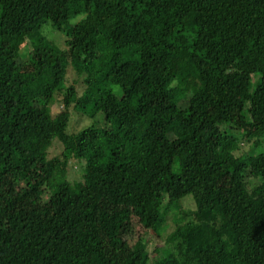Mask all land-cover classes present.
Returning a JSON list of instances; mask_svg holds the SVG:
<instances>
[{
	"label": "trees",
	"instance_id": "trees-1",
	"mask_svg": "<svg viewBox=\"0 0 264 264\" xmlns=\"http://www.w3.org/2000/svg\"><path fill=\"white\" fill-rule=\"evenodd\" d=\"M0 264H264V0H0Z\"/></svg>",
	"mask_w": 264,
	"mask_h": 264
},
{
	"label": "rangeland",
	"instance_id": "rangeland-1",
	"mask_svg": "<svg viewBox=\"0 0 264 264\" xmlns=\"http://www.w3.org/2000/svg\"><path fill=\"white\" fill-rule=\"evenodd\" d=\"M47 29H50L49 27H47ZM46 29V30H47ZM48 32H50V34L53 35L52 30H49ZM64 35L60 34V33H56L52 36V38L54 39V42L58 43L59 45H63L65 42V38L63 37ZM62 108L61 103H58L55 105V107L52 109V113L53 115H57L60 112V109ZM93 122V120H92ZM91 124V120L81 116V115H73L71 123H70V132H78L79 130L89 126ZM63 150V146L61 145V143L56 142L54 147L51 149V156H58L62 153ZM251 152V150L249 151ZM77 165V164H76ZM72 167L69 170V175L71 179H79L81 177V171H80V166L76 167L75 165H71ZM190 200V197H187L185 200ZM182 201V202H186V201ZM191 201V200H190ZM188 202V201H187ZM186 202V203H187ZM185 203V204H186ZM193 203V202H192ZM190 207H193V204H189ZM158 244H162L161 241H157Z\"/></svg>",
	"mask_w": 264,
	"mask_h": 264
}]
</instances>
